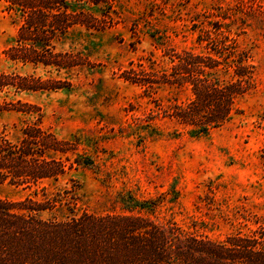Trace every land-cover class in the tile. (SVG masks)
I'll list each match as a JSON object with an SVG mask.
<instances>
[{"label": "rangeland", "instance_id": "rangeland-1", "mask_svg": "<svg viewBox=\"0 0 264 264\" xmlns=\"http://www.w3.org/2000/svg\"><path fill=\"white\" fill-rule=\"evenodd\" d=\"M5 4L0 0V71L68 80L71 87L0 93L2 101L20 99L39 108L31 115L2 112L0 131L11 137L24 122L38 121L59 138L76 133L78 151L96 164L48 184L49 194L80 186L77 209L97 214L123 211L119 192L158 197L150 217L215 240L264 226V0H112L113 20L105 19L104 29L78 28L75 38L57 46L82 58L59 71L7 58L20 20ZM224 39L216 75L231 79L233 64L245 55L251 84L236 99L241 113L207 134L191 135L167 115L173 103L192 97L187 86L161 83L147 90L122 78L128 68L169 69L172 62L158 40L177 51L213 54V43ZM28 195L31 189L0 185V198Z\"/></svg>", "mask_w": 264, "mask_h": 264}, {"label": "trees", "instance_id": "trees-1", "mask_svg": "<svg viewBox=\"0 0 264 264\" xmlns=\"http://www.w3.org/2000/svg\"><path fill=\"white\" fill-rule=\"evenodd\" d=\"M4 1L5 9L20 20L4 51L7 58L57 71L82 59L58 45L72 39L78 28L98 31L113 20L108 14L112 0ZM209 23L220 29L218 22ZM204 32L212 41L211 31ZM226 41L213 43V54H203L177 51L158 40L162 56L172 62L169 69L158 73L128 68L122 78L147 90L161 83L187 86L192 97L186 103H173L167 115L188 126L191 135L207 134L241 113L236 99L251 84L245 55L233 64L231 79L216 75ZM70 87L68 80L0 71V93L6 95ZM4 111L31 115L39 108L20 99L0 100V114ZM79 143L78 134L59 138L38 121L24 122L11 137L0 131V185L32 190L20 200L0 198V264H264V226L215 240L189 232L173 220L150 217L148 213H154L162 201L158 197L136 199L119 192L123 211L97 214L77 209L80 186L49 194L47 185L68 172L96 166L78 151Z\"/></svg>", "mask_w": 264, "mask_h": 264}]
</instances>
